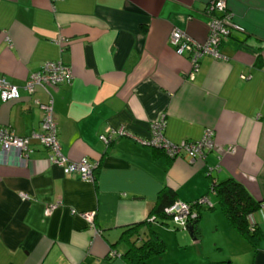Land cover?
Listing matches in <instances>:
<instances>
[{"label": "crops", "instance_id": "obj_1", "mask_svg": "<svg viewBox=\"0 0 264 264\" xmlns=\"http://www.w3.org/2000/svg\"><path fill=\"white\" fill-rule=\"evenodd\" d=\"M209 1L0 0V28L11 38L0 36V75L20 87L17 99L0 96V125L21 136L41 130L37 100L52 98L63 152L97 163L95 179L85 180L50 163L37 141L28 156L0 142V264H129L122 233L146 220L167 186L186 201L211 199L198 206L193 239L202 237L207 217L223 254L214 260L264 264V0H227L240 26L220 45L223 56H203L191 77L192 64L170 34L179 27L203 41ZM54 59L70 65V82L23 88ZM163 113L170 140L200 139L212 127L214 148L192 159L153 146L150 125ZM110 126L125 133L106 144L100 134ZM230 176L261 201L251 213L263 233L257 248L210 190L213 179ZM91 211L96 228L83 214ZM140 231L146 236L150 228Z\"/></svg>", "mask_w": 264, "mask_h": 264}, {"label": "built area", "instance_id": "obj_2", "mask_svg": "<svg viewBox=\"0 0 264 264\" xmlns=\"http://www.w3.org/2000/svg\"><path fill=\"white\" fill-rule=\"evenodd\" d=\"M205 13L209 15V28L207 37L203 40H197L189 34L185 29L175 27L170 34V41L173 44L175 51L181 55H187L192 68L190 71L191 77L194 76V70L197 69L200 60L205 55L214 57H222L220 50L221 42L226 39L232 31L233 27L240 25L234 20L232 12L227 8V0H210L205 8ZM3 35L8 41H11L10 35L5 29L0 28V36ZM60 42L61 39L59 40ZM242 77L246 75L242 74ZM73 78L70 65L63 60H47L39 70L33 71L26 79L23 86L28 92H34L38 87H43L49 90L50 86L70 82ZM0 96L3 101L17 99L20 97V87L17 84L9 81L5 76L0 75ZM39 102L40 107L44 111L43 128L32 132L30 135L21 136L16 134L9 126L0 125V142L5 149L14 146L25 153L27 156L33 150V142L37 141L49 149L50 153L47 157L50 163L60 165L66 173L77 174L82 179L94 180L96 177L95 169L96 162H91L87 156H82L80 159H71L62 150L61 141L58 133V125L55 118L53 99L49 101ZM151 136L148 141L153 146L164 149L169 156H177L182 153H188L192 159L197 157L204 158L206 154L214 148L215 145V129L212 127L206 128L204 135L196 140H183L182 142H174L165 134L166 118L165 113L151 123ZM125 133L122 127H107L100 134V138L110 144L113 139ZM3 148V149H4ZM235 147L230 145L228 151H234ZM22 198H29L26 192L21 193ZM211 205L212 201L207 194L202 195L198 200L186 201L181 198L175 199L171 204L166 206L165 213L170 217L171 221L179 228H186L187 224L196 219L198 216V206ZM56 204H50L46 207L45 213H50ZM91 223L95 225V213H83ZM151 221H156L155 214L149 216ZM252 224H255L249 216ZM100 232V229H96Z\"/></svg>", "mask_w": 264, "mask_h": 264}, {"label": "trees", "instance_id": "obj_3", "mask_svg": "<svg viewBox=\"0 0 264 264\" xmlns=\"http://www.w3.org/2000/svg\"><path fill=\"white\" fill-rule=\"evenodd\" d=\"M156 148L166 153L164 149L159 147ZM211 189L216 192L221 207L224 209L230 222L257 248L263 237V233L256 223L252 224L249 216L260 206L261 201L255 198L248 188L234 176L219 181L213 179L210 185V190ZM177 198L178 193L176 190L168 186L164 187L159 193L155 207L146 220L135 222L125 228L122 233V238L127 239L129 246L123 255L128 260L129 264H148V259L152 255L160 254L166 250L165 240L162 234L153 228V223L170 224L171 219L165 213V208ZM152 214L156 215V221H151L149 219V216ZM199 218L200 211L196 218V234L198 231ZM144 225L150 228L146 236H142L140 231L141 227ZM209 264H232V262L228 259H222L211 260Z\"/></svg>", "mask_w": 264, "mask_h": 264}, {"label": "rangeland", "instance_id": "obj_4", "mask_svg": "<svg viewBox=\"0 0 264 264\" xmlns=\"http://www.w3.org/2000/svg\"><path fill=\"white\" fill-rule=\"evenodd\" d=\"M201 223L204 228L200 240L193 239L188 230L177 229L172 221L170 224L160 223L162 227L157 230L165 240L166 250L152 255L149 264H209L211 260L220 259L223 254L215 244L212 223L207 217L202 218Z\"/></svg>", "mask_w": 264, "mask_h": 264}, {"label": "water", "instance_id": "obj_5", "mask_svg": "<svg viewBox=\"0 0 264 264\" xmlns=\"http://www.w3.org/2000/svg\"><path fill=\"white\" fill-rule=\"evenodd\" d=\"M196 223H197V220L194 219V220L190 221L187 224V227H186L187 230H188V232L193 236V238H196L197 237L196 231H195V229H196Z\"/></svg>", "mask_w": 264, "mask_h": 264}]
</instances>
